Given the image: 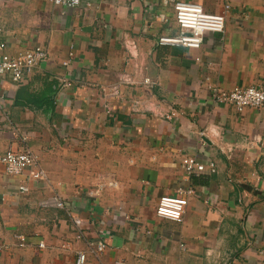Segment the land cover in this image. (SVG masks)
<instances>
[{"label":"crops","instance_id":"1","mask_svg":"<svg viewBox=\"0 0 264 264\" xmlns=\"http://www.w3.org/2000/svg\"><path fill=\"white\" fill-rule=\"evenodd\" d=\"M175 1L0 0L5 52L46 55L1 81L0 153L27 147L47 174L0 165V264H76L77 251L86 264H264V107L215 99L264 91V0H184L225 13L198 48L158 43L179 34ZM186 156L206 170L188 173ZM53 192L64 207L39 206ZM185 192L180 221L156 215Z\"/></svg>","mask_w":264,"mask_h":264},{"label":"built area","instance_id":"2","mask_svg":"<svg viewBox=\"0 0 264 264\" xmlns=\"http://www.w3.org/2000/svg\"><path fill=\"white\" fill-rule=\"evenodd\" d=\"M55 5H63L73 8L79 5L80 0H52ZM174 20L179 29L177 36H160L158 43L162 45H180L183 47H200L205 32L223 33L225 24V13L209 14L203 10V7L196 2L176 0L174 5ZM229 5L225 8L228 9ZM6 42L0 37V84L7 77L14 84H20L26 76L32 72L34 66L46 59L44 51L40 46L25 51H17L13 54L6 53ZM215 99L221 104H233L238 112H242L247 107L263 108L264 91L254 85L245 87H234L227 92L215 94ZM2 102V93L0 91V105ZM37 155L27 147L22 149L8 148L0 153V165L8 175H22L33 182H41L47 179L46 171L40 166ZM185 170L190 173H203L205 165L191 156L182 158ZM208 171L214 172V163L208 164ZM21 192L27 191L24 185L19 186ZM188 192V191H187ZM187 192L177 196L163 195L158 199L155 208L158 217L167 218L174 221H180L188 205ZM39 206L45 208H63L62 198L56 194L43 197ZM78 222V220H77ZM20 245L25 241L21 235L18 236ZM41 246L43 244L41 243ZM106 244L104 241H97L93 252L99 255L104 251ZM261 255L264 257V248L261 249ZM83 251H77L75 256L76 264H86V257ZM109 264V263H101ZM116 264H126L124 261H116Z\"/></svg>","mask_w":264,"mask_h":264}]
</instances>
